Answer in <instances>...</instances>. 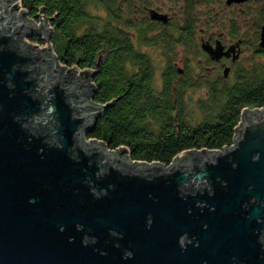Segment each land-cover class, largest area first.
<instances>
[{"label":"water","instance_id":"water-1","mask_svg":"<svg viewBox=\"0 0 264 264\" xmlns=\"http://www.w3.org/2000/svg\"><path fill=\"white\" fill-rule=\"evenodd\" d=\"M9 2L0 0V264H264V108L242 111L231 147L190 150L170 166L87 145L83 130L116 100L94 102L90 80L48 48L41 59L23 52L26 36L49 42L48 25Z\"/></svg>","mask_w":264,"mask_h":264},{"label":"flooded vegetation","instance_id":"flooded-vegetation-1","mask_svg":"<svg viewBox=\"0 0 264 264\" xmlns=\"http://www.w3.org/2000/svg\"><path fill=\"white\" fill-rule=\"evenodd\" d=\"M27 1L20 0V5L6 9L11 8V13L20 10L37 28L48 25L49 42L44 34L26 36L21 42L23 52L41 56L46 52L41 48L46 46L56 55L61 12L49 14L46 6L26 7ZM83 3L85 23L77 33L87 37L88 56L93 53L89 45L98 47L97 61L81 71L92 85V99L101 89L96 79L106 76L117 58L124 61L117 71L120 76L142 77L144 82L151 83L146 89H152L160 107L173 110L171 117L179 126L187 104L199 113L202 94L209 96L224 90L241 68L243 75L257 64L264 68L261 44L264 0H83ZM75 8L79 10V6L71 3L70 12ZM25 38L32 43L24 42ZM70 52L72 57L73 50ZM138 59L149 62L150 69L143 70ZM140 89L133 85L123 88L126 93L134 92V98L139 100L129 104L136 109L156 105L142 102L147 97L139 95Z\"/></svg>","mask_w":264,"mask_h":264},{"label":"trees","instance_id":"trees-1","mask_svg":"<svg viewBox=\"0 0 264 264\" xmlns=\"http://www.w3.org/2000/svg\"><path fill=\"white\" fill-rule=\"evenodd\" d=\"M71 3L79 6V10L75 8L70 12ZM83 4V0H28L25 3L26 7L46 6L49 14L56 10L61 12L62 24L54 51L62 64L81 71L98 59V47L89 45L93 53L88 56L85 51L88 48L87 37L77 33L85 23L81 11ZM70 50H73L72 57ZM138 63L143 70L150 69L149 62L138 59ZM123 64L124 61L116 58L106 76L96 79L97 87L101 89L93 101L101 105L116 101L98 120L95 130L86 137L103 141L112 151L120 147L128 148L133 161L170 166L177 156L186 151H220L231 147L242 111L264 108V68L257 64L253 67L255 70L252 68L254 71L245 72V75L241 68L239 73H235L234 81H230L227 88L219 93L205 94L199 104V113L197 108L187 104L184 120L176 126L171 117L173 110L160 107V100L153 96L152 89H146L151 83L144 82L142 77L120 76L117 71ZM130 85L139 89L145 87L139 90V95L143 93L147 97L142 102L156 105H141L139 109L132 107L129 103L139 100L134 98V92L123 91L124 87Z\"/></svg>","mask_w":264,"mask_h":264},{"label":"rangeland","instance_id":"rangeland-1","mask_svg":"<svg viewBox=\"0 0 264 264\" xmlns=\"http://www.w3.org/2000/svg\"><path fill=\"white\" fill-rule=\"evenodd\" d=\"M9 5V3L7 4V6ZM19 13H20V10H18V11H15V14L16 15H19ZM14 18H16V16H14ZM24 42H28V43H32L31 41H29V39H27V38H25L24 39ZM42 47H46V46H42ZM47 48V47H46ZM42 49V48H41ZM54 53V52H53ZM55 55V54H54ZM56 56V55H55ZM57 58V57H56ZM57 61H58V63L60 62L59 61V59L57 58ZM59 65H61L60 63H59ZM63 66V65H62ZM69 69V68H68ZM254 69V68H253ZM252 69V70H253ZM78 70V69H77ZM255 70V69H254ZM253 70V71H254ZM257 70V72H259V70L258 69H256ZM78 71H81V70H78ZM205 96V94H202V97H204ZM85 139L88 141L89 139H87V137L85 136ZM107 150H109V149H107ZM109 151H111V150H109Z\"/></svg>","mask_w":264,"mask_h":264},{"label":"bare ground","instance_id":"bare-ground-1","mask_svg":"<svg viewBox=\"0 0 264 264\" xmlns=\"http://www.w3.org/2000/svg\"><path fill=\"white\" fill-rule=\"evenodd\" d=\"M84 132L82 133V136H83V140H84V142L87 144V145H91V143H90V141L88 140H86L85 139V135H86V133H85V129L83 130Z\"/></svg>","mask_w":264,"mask_h":264},{"label":"built area","instance_id":"built-area-1","mask_svg":"<svg viewBox=\"0 0 264 264\" xmlns=\"http://www.w3.org/2000/svg\"><path fill=\"white\" fill-rule=\"evenodd\" d=\"M233 145V144H232Z\"/></svg>","mask_w":264,"mask_h":264}]
</instances>
